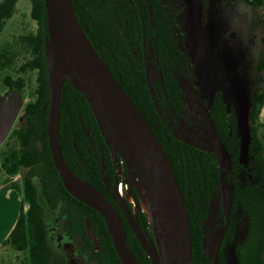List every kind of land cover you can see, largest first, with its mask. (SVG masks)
<instances>
[{"label":"trees","instance_id":"trees-1","mask_svg":"<svg viewBox=\"0 0 264 264\" xmlns=\"http://www.w3.org/2000/svg\"><path fill=\"white\" fill-rule=\"evenodd\" d=\"M17 1L0 0V33ZM30 1L37 28L19 38L29 54L20 70L36 71L35 97L24 101L6 137L12 135L14 140L0 155L4 174L22 172L19 213L0 251L13 248L23 255V264H122L104 217L65 189L52 162L46 135V9L44 0ZM247 1L254 8L263 2ZM72 4L88 39L145 115L174 169L190 220L191 264H210L218 229L226 223L221 202V186L226 183L233 190L218 264H226L224 248L234 242L240 216L246 225L233 245L236 263L264 264V122L259 118L264 104V48L255 64L258 81L246 112L247 136L242 139L236 111L222 91L210 99L204 96L187 32L169 0H72ZM10 53V49L0 52L1 68L11 62ZM3 81L7 87L2 92L17 87L23 97V76L5 75ZM58 135L67 165L112 202L140 262L155 264L113 195L115 163L123 173L127 166L117 151L112 156L86 98L68 79L61 87ZM213 139L228 151L230 169L221 168L217 156L204 150ZM131 194L137 203L138 231L156 249L152 225L134 187ZM126 205L133 212L131 204Z\"/></svg>","mask_w":264,"mask_h":264},{"label":"water","instance_id":"water-1","mask_svg":"<svg viewBox=\"0 0 264 264\" xmlns=\"http://www.w3.org/2000/svg\"><path fill=\"white\" fill-rule=\"evenodd\" d=\"M44 2L48 31L45 44L48 85L46 135L52 162L65 189L101 213L122 264H142L127 243L123 220L112 202L95 185L75 174L65 162L58 130L61 87L68 79L86 98L101 133L111 147L112 156L115 158V152H118L128 170L135 172L137 181L145 185L144 193L153 200L152 211L156 210L160 219L164 264H191L189 215L163 146L143 112L88 39L75 15L72 0ZM23 104L24 98L17 87L0 93V145L12 129ZM204 150L217 156L221 168L230 169L228 151L219 139H213L212 145L204 147ZM232 190L230 183L221 186L226 223L218 230L210 264H218L219 245L229 223ZM129 224L146 248L144 243L147 242L138 231L137 219L133 223L129 221ZM148 245L151 248V254L146 248L148 255L158 264L160 251L157 242L156 249Z\"/></svg>","mask_w":264,"mask_h":264},{"label":"rangeland","instance_id":"rangeland-1","mask_svg":"<svg viewBox=\"0 0 264 264\" xmlns=\"http://www.w3.org/2000/svg\"><path fill=\"white\" fill-rule=\"evenodd\" d=\"M169 1L177 9L181 25L187 32V44L204 96L210 99L216 91H222L224 100L236 111L239 132L242 139H245L248 128L246 112L251 102L252 90L258 81L255 64L264 48V0L258 8H254L247 0ZM30 11V0H18L13 14L5 20L0 33V52L11 50V62L0 67V93L7 87L3 81L5 75H10L12 79L23 76L24 101L35 97L33 92L36 87V71L20 70L29 54L19 38L35 32L37 28ZM13 140L12 135L5 139V143L0 145V155ZM244 149L243 147L242 158L245 155ZM115 166L118 178L114 182L113 195L115 196L116 191L120 192L125 207L120 206L133 223L137 216V203L131 194V187L137 191L141 206L140 191L135 185L129 184L135 183L137 179L128 168L127 173H123L117 162ZM18 174L22 179V172ZM129 194L132 196L130 201ZM126 202L131 204L133 212L128 209ZM46 219L48 222L51 220L48 216ZM245 222L244 216L237 219L234 242L226 246L223 252L226 264H237L233 245L243 236ZM144 246L151 254L149 245L144 243ZM23 259V255L13 248L6 252L0 251V264H23Z\"/></svg>","mask_w":264,"mask_h":264},{"label":"crops","instance_id":"crops-1","mask_svg":"<svg viewBox=\"0 0 264 264\" xmlns=\"http://www.w3.org/2000/svg\"><path fill=\"white\" fill-rule=\"evenodd\" d=\"M264 122V104L259 113ZM22 197V181L20 175H8L0 166V249L3 239L14 225L19 213Z\"/></svg>","mask_w":264,"mask_h":264},{"label":"bare ground","instance_id":"bare-ground-1","mask_svg":"<svg viewBox=\"0 0 264 264\" xmlns=\"http://www.w3.org/2000/svg\"><path fill=\"white\" fill-rule=\"evenodd\" d=\"M112 149L114 150V147L112 146ZM134 176L136 175L135 172ZM135 185L137 187V189L140 191V201H141V207L142 210L146 213L147 218L149 220V222L152 224L153 230L155 232V239L157 242V245L159 247V251H160V258L158 261V264H164V256H163V239H162V235H161V228H160V219L158 216L157 211H152V207H153V200L150 198L149 195H146L144 193L146 187L145 185L141 182V181H135L131 182L129 184V186ZM115 197L117 199V201L119 202V204L122 207H125V202L123 200V198L121 197V194L119 191H116ZM131 194L128 195V200L130 201L131 199Z\"/></svg>","mask_w":264,"mask_h":264},{"label":"flooded vegetation","instance_id":"flooded-vegetation-1","mask_svg":"<svg viewBox=\"0 0 264 264\" xmlns=\"http://www.w3.org/2000/svg\"><path fill=\"white\" fill-rule=\"evenodd\" d=\"M175 10H177L176 8H175ZM177 18L179 19V14H178V11H177ZM179 21H180V19H179ZM180 25H181V22H180ZM181 27H182V25H181ZM183 28V27H182ZM184 29V28H183ZM185 30V29H184ZM186 31V30H185ZM198 79V78H197ZM199 82V81H198ZM203 92V91H202ZM229 219H230V217H229ZM221 228V227H220ZM219 230V229H218ZM225 231V230H224ZM224 233V232H223ZM223 238V237H222ZM222 241V240H221ZM220 246V245H219ZM219 251V250H218Z\"/></svg>","mask_w":264,"mask_h":264}]
</instances>
